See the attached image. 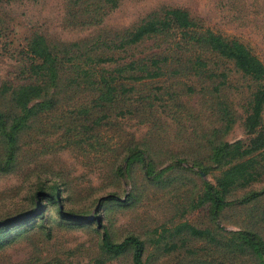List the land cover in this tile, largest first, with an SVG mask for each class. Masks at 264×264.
I'll use <instances>...</instances> for the list:
<instances>
[{"label": "rangeland", "instance_id": "1", "mask_svg": "<svg viewBox=\"0 0 264 264\" xmlns=\"http://www.w3.org/2000/svg\"><path fill=\"white\" fill-rule=\"evenodd\" d=\"M97 1L0 0V91L41 78L28 47L34 34L57 45L61 61L55 84L42 89H50L53 106L29 116L18 134L13 168L0 172V220L29 211L35 190L50 183L61 189L64 209L93 215L68 218L49 203L45 220L37 216L11 234L0 232V264H90L98 257L104 264H132L131 249L119 255L102 251L103 231L114 240L142 238L148 264H257L252 255L223 247L220 241L231 234L218 227L247 226L264 235V192L248 204L226 206L217 218L200 202L203 180L214 182L220 172L212 147L247 138L243 120L255 83L193 34L209 28L237 37L264 62V0H116L114 6ZM89 5L97 7L95 18H89ZM171 6L186 8L195 24L147 36L129 48L107 46L115 33ZM96 37L105 43L94 50L89 41ZM89 47L98 73L133 56H156L162 69L135 82L132 106L126 101L110 109L94 94L89 73L78 74L71 64H81ZM72 51L80 57L68 59ZM95 51L114 59L97 62ZM132 146L146 149L153 175H146L139 160L123 175L114 171ZM197 163L209 165L207 174L198 172ZM263 188L264 167L246 189ZM183 222L208 228L212 237L176 230Z\"/></svg>", "mask_w": 264, "mask_h": 264}, {"label": "trees", "instance_id": "2", "mask_svg": "<svg viewBox=\"0 0 264 264\" xmlns=\"http://www.w3.org/2000/svg\"><path fill=\"white\" fill-rule=\"evenodd\" d=\"M106 2H110L107 4H111V6L117 4L116 0H98L95 4L97 6ZM96 6L92 9L89 5V18L97 16ZM194 24V18L186 8L179 6L165 7L159 13L158 11L149 13L131 28H125L121 33H115L114 39H110L112 44L107 46L129 48L147 36L168 31L172 27L184 30ZM98 36L100 37V35ZM193 36L202 42L207 49L232 60L234 65L255 83L251 93L250 105L243 120L245 134L247 135L246 140L242 138L234 141L221 140L212 147L210 152L212 162L219 168L220 172L215 177L214 182L208 179L203 180V192L200 196V202H207L211 215L217 218L226 206L230 204H248L264 192V188L246 189L258 178V174L264 167V123L262 122L264 62L237 37L228 38L209 28L202 33L193 34ZM90 43H93L92 46L95 50L96 47H102L101 44L105 43V39L98 41L97 37L91 38ZM28 47L36 57L37 61L33 67L41 71V78L8 87L4 92L0 91V96L4 95L5 99L3 107H0V145L2 147V151H0V172L9 171L13 168L18 149V134L27 125L29 116L53 106H50L54 100V97H51L50 89L45 91H42V89L56 82L61 67L60 55L57 51L58 46L51 44L44 35L37 33L28 40ZM82 55L85 56V59L81 64L71 63L74 71H77L78 74H81L82 70L89 73V81L91 80V84L95 86L93 89L94 94L98 96L100 101L107 103V107L110 109L114 104L117 106L118 103L126 101H128L125 104L126 107L132 106L137 100L135 92L137 86H139L135 82L150 77L152 74H160L158 72H161L162 69V66L158 65L156 56L153 57L152 61L146 60L142 56H133L123 61L116 69L102 67L103 70L98 73L96 64H91L93 59L90 47L89 52L84 50ZM95 55L98 57L97 62L114 59V57H111L113 55L107 57L104 51L96 52ZM75 56L80 57V53L72 51L71 57L68 59H73ZM152 63L155 66L153 71L151 69ZM114 73H118V75H114ZM47 79L51 81H47ZM119 79L121 81H118ZM122 79L125 82H122ZM37 97H39V100L30 104L31 100ZM146 152L144 147H130L129 153L123 157L122 161L115 163L114 171L123 175L125 171L130 169V165L134 160H139L146 175L148 177L153 175V162L147 157ZM198 165V172L207 174L209 165ZM170 166L172 164L167 165V167ZM45 187H39L35 190V205L29 211L1 219L0 232L11 234L10 229L23 226L37 216L45 220L44 212L49 203L53 204L62 216L87 220L93 218V215H77L71 210L64 209L61 203V189L57 183H50ZM237 189H244V191L236 195L233 192ZM42 196L46 198L45 202L42 201ZM97 221L100 223L99 217H97ZM184 228L187 229V233L195 236L203 238L211 236V231L208 228H199L187 222L178 224L176 230ZM218 229L231 234L230 238L220 241L223 247L234 246L233 250L237 253H248L257 260V264H264V235L262 233L247 226L234 230H225L223 226H219ZM100 244L102 251L108 253V255H119L131 249L132 264H148L144 257L145 242L135 234H128L120 240H114L107 231H103ZM90 264H104V262L98 257Z\"/></svg>", "mask_w": 264, "mask_h": 264}]
</instances>
